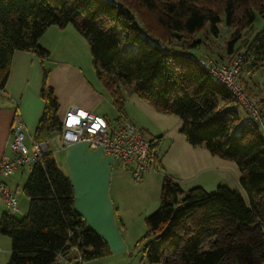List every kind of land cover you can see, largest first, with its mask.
<instances>
[{"label": "trees", "instance_id": "1", "mask_svg": "<svg viewBox=\"0 0 264 264\" xmlns=\"http://www.w3.org/2000/svg\"><path fill=\"white\" fill-rule=\"evenodd\" d=\"M259 1L0 0V90L15 50L34 52L44 62L49 51L39 40L46 29L72 25L86 39L94 72L119 119L126 93H135L157 111L179 117L190 145L237 164L248 204L226 185L211 192L200 186L184 190L164 174L159 205L144 219L147 264H264V134L252 120L234 131L239 103L200 66L199 59L207 56L190 53L198 49L206 24L216 33L224 14L225 24L235 29L228 50L242 38L235 55L244 50L243 65L251 71L264 65V27L251 29L254 10L264 16ZM47 75L43 67L44 109L36 142L62 135ZM258 111L264 121V111ZM158 138L149 139L154 167H159ZM23 192L28 199L24 217L0 215V233L10 240L7 264H52L57 253L71 264H79L80 255L83 264L111 254L107 241L76 211L72 183L50 148L28 173Z\"/></svg>", "mask_w": 264, "mask_h": 264}, {"label": "crops", "instance_id": "2", "mask_svg": "<svg viewBox=\"0 0 264 264\" xmlns=\"http://www.w3.org/2000/svg\"><path fill=\"white\" fill-rule=\"evenodd\" d=\"M46 34L51 35L52 39L50 45L43 42L44 46L41 40ZM65 36L74 37L85 45L87 43L72 25L63 28L50 26L39 40L40 45L46 47L50 54L44 62L34 52H13L7 81L0 90V156L12 155L11 126L15 120L24 124V143L31 148L44 109V101L40 96L43 67L48 70L46 84L52 88L59 104L58 118L69 107L75 106L83 111L96 112L112 126L121 122L118 118L117 123H114L107 117V114L112 117L113 111H117L110 94L95 72L91 74L93 78L87 75V67L82 65L79 55L70 46L72 41L65 39ZM108 104L112 105L111 113L105 111ZM121 119L134 123L147 138L159 136L154 142L159 167H149L137 183L119 167L117 161L105 155L101 149H91L83 142L61 146L59 141L50 146L51 150L54 149L52 152L57 165L72 183L76 211L90 228L109 241L113 250L115 242L117 248L126 252L129 245L124 239L125 234L132 229L131 225L136 224L135 230L139 229L145 217L156 210L164 174L173 176L184 190L200 186L211 192L220 184L226 185L238 191L248 204L247 194L240 184L241 173L237 164L212 154L203 146L190 145L180 132L179 117L157 111L135 93H126ZM25 173L28 172L20 169L13 175L2 176L6 185L17 190L18 211L24 215L28 209V199L23 188L21 192L18 186L25 184L28 177V174L24 177ZM21 193L24 196H20ZM2 239L5 238L0 235V264H7L11 252L10 243ZM98 261L100 259L83 264H99Z\"/></svg>", "mask_w": 264, "mask_h": 264}, {"label": "built area", "instance_id": "3", "mask_svg": "<svg viewBox=\"0 0 264 264\" xmlns=\"http://www.w3.org/2000/svg\"><path fill=\"white\" fill-rule=\"evenodd\" d=\"M243 54L244 50L238 54L237 58L227 63H218L211 58H200L199 64L217 81L226 85L237 102L251 115L252 121L261 126L262 134H264V121L261 120L257 108L250 101L241 83ZM58 119L62 129L59 140L61 146L83 142L91 149H101L105 155L117 161L119 167L128 172L135 183L141 181L147 169L153 166V150L149 139L139 127L127 119H120L119 124L112 126L96 112L83 111L75 106L69 107ZM11 134L13 135L12 155L0 156V200L9 215L18 211V192L6 185L2 181V176L13 175L20 169L29 173L54 141V137L46 142L32 140L29 149L24 143V124L20 120L13 122ZM72 250L76 251V248L73 247ZM76 261L81 263L80 255H77ZM52 264L71 263L64 254L57 253Z\"/></svg>", "mask_w": 264, "mask_h": 264}, {"label": "rangeland", "instance_id": "4", "mask_svg": "<svg viewBox=\"0 0 264 264\" xmlns=\"http://www.w3.org/2000/svg\"><path fill=\"white\" fill-rule=\"evenodd\" d=\"M259 2L262 3L264 2V0L259 1ZM219 6L221 7V5ZM262 9H264V5H262ZM254 16L255 18H254V22L252 24L251 29H253L254 32H258L262 27H264V16H262L256 10H254ZM205 28L206 29L201 33V35H199L201 42H200V45L197 47L198 49L191 50L190 51L191 55H193L194 57H200V56L205 55L207 56V58L216 60L218 63L231 62L232 60L237 58L238 54L235 55V53L237 49L243 44L242 38L238 39V41L235 44H233L232 51L230 52L228 50V43L233 39L235 29L225 24L224 14L221 15V20L217 24L216 33L209 32V24H206ZM241 33L244 34L245 32L242 30ZM51 39H52L51 35L49 34L44 35V37H42V40H41L42 45H44L43 42H45L47 45H50ZM65 39H70L72 41L70 46L73 52L76 55H79L78 58L82 60L81 62L82 65L84 67H87L86 70L88 69L87 75L90 78H93L91 74L92 73L94 74V69L91 64V57H90L88 43H86L85 45V43H81L71 36H65ZM129 45L133 46L132 44H129ZM56 49L57 48H55L54 50L58 55L59 52ZM242 51L243 50H241L240 52ZM49 57H50V54H49ZM240 79L243 81L242 85L244 84L246 85V90L245 88L244 90L246 91V94L248 95L250 101L253 102L257 110L261 108L262 111H264V65L258 67L254 71H251L249 69V66L243 65L240 71ZM94 83L96 84L95 78H94ZM111 106H112L111 104H108L105 107L106 109L105 111H108V112L112 111L113 108ZM235 108L239 115V121L237 122L234 128V131L236 132L238 128L240 127V125L244 122V120H252V117L250 114L247 113L246 109L242 105L237 104ZM262 113L264 112H261V114ZM107 115H108L107 117H109L111 121H114V123H117L118 116H119L117 111H113L112 117H110V114H107ZM260 118L262 120V117ZM53 137H54V141H53L54 144L59 142L57 134L54 133ZM148 139H151V138L148 137ZM52 150L54 151V149ZM27 174L28 173H25L24 177H27ZM23 186H24L23 183H21L18 186L21 192H22ZM20 196H24V195H22L21 193ZM5 210L6 208L4 207L3 203L0 201V214L2 211H5ZM136 216L137 214L133 215L134 218H136ZM13 217L16 219H22L24 217V214L21 211H16L13 214ZM131 226H132V229L128 233L125 234V239H124L125 242L129 245L128 250L125 252L117 248L115 246L116 245L115 242H113L114 243V250H113L109 241L106 240L110 247L111 254L106 257L101 258L100 261H98L100 262L99 264H147L145 256H144V252H143L144 246L147 243V240H144L145 223L141 224V227L136 230H135V228L137 227L136 224H133ZM0 235L2 236V238H5L2 240H8L10 243V240L7 236L2 235L1 233ZM0 249H1V246H0ZM160 264H163V263H160Z\"/></svg>", "mask_w": 264, "mask_h": 264}, {"label": "snow or ice", "instance_id": "5", "mask_svg": "<svg viewBox=\"0 0 264 264\" xmlns=\"http://www.w3.org/2000/svg\"><path fill=\"white\" fill-rule=\"evenodd\" d=\"M70 123H71V121H70Z\"/></svg>", "mask_w": 264, "mask_h": 264}]
</instances>
